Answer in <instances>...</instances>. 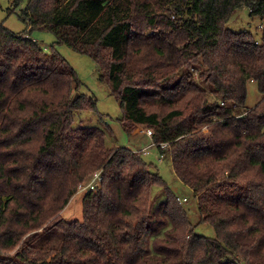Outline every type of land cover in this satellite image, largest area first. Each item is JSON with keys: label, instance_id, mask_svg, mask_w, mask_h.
<instances>
[{"label": "trees", "instance_id": "1", "mask_svg": "<svg viewBox=\"0 0 264 264\" xmlns=\"http://www.w3.org/2000/svg\"><path fill=\"white\" fill-rule=\"evenodd\" d=\"M11 1L26 31L0 22V264H264V24L227 28L242 7L263 19L264 0ZM33 32L93 61L123 132L152 131L214 237L141 152L108 145L103 116L74 126L96 101Z\"/></svg>", "mask_w": 264, "mask_h": 264}, {"label": "rangeland", "instance_id": "2", "mask_svg": "<svg viewBox=\"0 0 264 264\" xmlns=\"http://www.w3.org/2000/svg\"><path fill=\"white\" fill-rule=\"evenodd\" d=\"M13 8L11 0H0V22L3 26L16 34H21L26 31V26L19 21L17 17L18 10L9 14V9ZM264 24V17L251 18L248 9L242 7L235 11L231 20L227 24V28L234 32L239 31H251L256 35L260 33V25ZM32 37L38 41L45 49V52L50 53L56 51L59 53L75 70L82 82V87L78 92H82L87 97H93L96 101L97 112H85L78 111L75 114V127L79 126H93L98 127L97 116L101 115L105 119L106 123V141L109 146L127 147L132 149L133 152L140 153V151H150V155L142 153V159L146 164L154 166L152 169L158 173V175L169 185L172 192L180 198H186L184 206L189 214L190 221L198 234L206 237H214V231L210 226L199 225V214L197 209V198H194L191 191L178 181L174 173L170 162L162 160L156 155V149L153 148L152 139L145 135L143 129L140 126L136 128V132L128 137L119 126L118 118L121 115L120 108L117 101L109 95L107 86L99 79V69L93 63V61L87 56L75 53L66 46H58L54 44V38L50 34L33 32ZM260 95L257 91L255 84L250 83L248 85L247 100L244 106L245 109H250L256 105L259 101ZM153 152V153H152ZM87 182V180L85 181ZM78 194V193H77ZM152 197L156 201L155 204L162 199V192L160 188H154L152 191ZM79 200H71L68 208L63 212L62 218L68 221L69 219H79L81 217V208L78 207Z\"/></svg>", "mask_w": 264, "mask_h": 264}, {"label": "built area", "instance_id": "3", "mask_svg": "<svg viewBox=\"0 0 264 264\" xmlns=\"http://www.w3.org/2000/svg\"><path fill=\"white\" fill-rule=\"evenodd\" d=\"M144 133H145V135H147L148 137L151 138V136H152V131L151 130L147 129L146 131H144ZM151 146L153 148H155L156 144L152 141V145ZM140 152L141 153H145L146 155H150V150L149 151H140ZM101 179H102L101 178V174L99 172L93 174L91 180L86 185L79 186L78 191L79 192H86V191L94 190L96 188V186L101 182ZM177 202L179 204H183V203L186 202V198L177 197Z\"/></svg>", "mask_w": 264, "mask_h": 264}]
</instances>
